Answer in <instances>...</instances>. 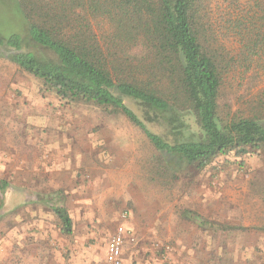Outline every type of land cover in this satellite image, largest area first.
Segmentation results:
<instances>
[{"label": "rangeland", "instance_id": "374dc122", "mask_svg": "<svg viewBox=\"0 0 264 264\" xmlns=\"http://www.w3.org/2000/svg\"><path fill=\"white\" fill-rule=\"evenodd\" d=\"M9 2L0 0L7 32L17 19ZM204 14L225 57L220 117H264V0H208ZM147 125L169 141L182 133ZM165 165L125 116L68 103L0 57V264H110L120 225L121 264H264V148L203 169ZM55 206L73 217L72 234Z\"/></svg>", "mask_w": 264, "mask_h": 264}, {"label": "trees", "instance_id": "16d2710c", "mask_svg": "<svg viewBox=\"0 0 264 264\" xmlns=\"http://www.w3.org/2000/svg\"><path fill=\"white\" fill-rule=\"evenodd\" d=\"M7 1L17 19L7 26L9 32L0 22V57L68 103L84 101L125 116L168 169H203L222 155L264 148V117H220L225 57L207 39L208 0ZM128 100L142 108L144 117ZM148 122L182 133L169 141ZM7 188L0 180V192ZM53 211L61 232L72 234L68 209Z\"/></svg>", "mask_w": 264, "mask_h": 264}, {"label": "built area", "instance_id": "2783aa9c", "mask_svg": "<svg viewBox=\"0 0 264 264\" xmlns=\"http://www.w3.org/2000/svg\"><path fill=\"white\" fill-rule=\"evenodd\" d=\"M128 229L124 225H120L114 236L108 243L107 261L110 264H121L123 256V246L125 243Z\"/></svg>", "mask_w": 264, "mask_h": 264}]
</instances>
